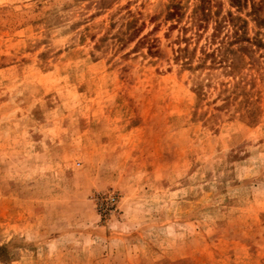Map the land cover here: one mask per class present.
Returning a JSON list of instances; mask_svg holds the SVG:
<instances>
[{
    "label": "rangeland",
    "instance_id": "374dc122",
    "mask_svg": "<svg viewBox=\"0 0 264 264\" xmlns=\"http://www.w3.org/2000/svg\"><path fill=\"white\" fill-rule=\"evenodd\" d=\"M0 247L264 264V0H0Z\"/></svg>",
    "mask_w": 264,
    "mask_h": 264
},
{
    "label": "trees",
    "instance_id": "16d2710c",
    "mask_svg": "<svg viewBox=\"0 0 264 264\" xmlns=\"http://www.w3.org/2000/svg\"><path fill=\"white\" fill-rule=\"evenodd\" d=\"M203 13H205V11L203 10ZM170 15H174V13L173 14H170ZM199 25H201V23H199ZM4 249L2 248V247H0V251H3Z\"/></svg>",
    "mask_w": 264,
    "mask_h": 264
},
{
    "label": "built area",
    "instance_id": "2783aa9c",
    "mask_svg": "<svg viewBox=\"0 0 264 264\" xmlns=\"http://www.w3.org/2000/svg\"><path fill=\"white\" fill-rule=\"evenodd\" d=\"M111 201H114V199H113V198H111Z\"/></svg>",
    "mask_w": 264,
    "mask_h": 264
}]
</instances>
